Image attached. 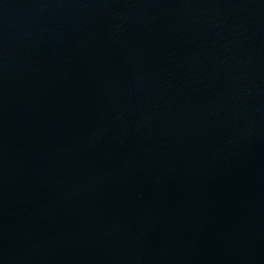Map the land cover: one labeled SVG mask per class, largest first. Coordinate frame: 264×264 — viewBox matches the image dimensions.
Returning <instances> with one entry per match:
<instances>
[{"label": "water", "instance_id": "obj_1", "mask_svg": "<svg viewBox=\"0 0 264 264\" xmlns=\"http://www.w3.org/2000/svg\"><path fill=\"white\" fill-rule=\"evenodd\" d=\"M0 264H264V0H0Z\"/></svg>", "mask_w": 264, "mask_h": 264}]
</instances>
